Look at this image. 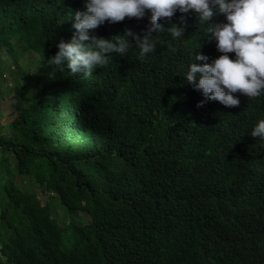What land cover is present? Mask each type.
I'll list each match as a JSON object with an SVG mask.
<instances>
[{"label": "clouds", "instance_id": "1", "mask_svg": "<svg viewBox=\"0 0 264 264\" xmlns=\"http://www.w3.org/2000/svg\"><path fill=\"white\" fill-rule=\"evenodd\" d=\"M51 1L0 0L1 66L9 61V52L15 51L23 67L5 68V87L11 88V71L31 73L41 60V54L34 50L40 45L31 42L33 48L26 53L30 42L23 45L24 37L18 31L31 21L42 25L48 14L38 2ZM73 1L77 10L72 14L71 29L59 36L53 47L57 49L47 59L49 78L65 75L67 85L57 94L46 93L40 98L51 114L57 110L76 116L70 122L75 130L62 131L64 137L69 136L64 141L71 143L90 130L94 137H86L92 143L89 147L104 145L115 159L114 166L122 165L116 156L118 151L131 148L132 141L126 134H133L130 119L122 109L152 110L155 122L169 128L175 143H187L190 152H197L198 170L183 177L189 181L178 187L172 158L148 156L143 159L144 168L153 173L163 201L151 214L153 222L137 229L134 238L124 235L114 239V223L81 212L76 213L77 218H85V224L92 225L85 230L83 240L73 236L72 228L60 232L70 215L56 206L52 216L48 215L52 230L16 248L0 242V264H162L159 259L166 256L158 255L155 247L170 235L174 209L193 220L226 213L241 227L243 218L238 209L244 202L253 207L264 205V165L236 163L238 159L232 162L222 146L207 141L210 138L201 139L198 145H193L191 138L196 128L208 134L219 130L223 138L213 140L218 143L225 139L231 144L230 137L225 136L233 126L231 106L241 103L236 93L252 98L264 94V0ZM12 6L14 9H10ZM186 16L193 17V24ZM21 31L26 37L27 33ZM159 37L170 40L158 44L157 55L149 63L146 57L156 50ZM44 83L45 79H38L37 86ZM10 94L4 97L8 99ZM118 101L121 104H116ZM5 104L11 108L7 101ZM253 127L251 138L264 146V118ZM202 155L209 159L204 160ZM164 169L173 178H167ZM193 180L204 182L207 189L198 219L187 206V202L196 200L188 192ZM211 188L217 190V197L211 195ZM124 195L126 209H122L135 214L142 198L133 193ZM52 220L61 228L55 229ZM246 226L262 227L255 223ZM85 236L88 243L84 246L91 250L100 246V257L78 256ZM176 242L179 256L185 250L179 234ZM216 243L209 245L214 256L204 260L202 254H196L191 263L189 258L185 264H225L228 254L221 245L215 250Z\"/></svg>", "mask_w": 264, "mask_h": 264}, {"label": "trees", "instance_id": "2", "mask_svg": "<svg viewBox=\"0 0 264 264\" xmlns=\"http://www.w3.org/2000/svg\"><path fill=\"white\" fill-rule=\"evenodd\" d=\"M38 4L47 12V19L42 25L39 21L23 24L18 32L25 38H21L23 45L30 42L24 49L26 53L33 48L31 42L40 45V49L34 50L41 54V60H37L38 64L31 73L11 71V88L5 87V73L10 69L23 68L19 53L9 52V61L2 66L0 63V242L9 248H16L52 230L48 215L56 206L70 215V221L62 226H57L56 221L52 220L55 229L63 227L59 229L60 232L72 228L73 236L83 240L85 230L92 225L85 224V218H77L76 213L81 212L93 218L102 216L103 220L114 223L117 228L114 239L124 235L134 238L137 229L153 222L151 214L159 202L163 201L159 184L152 177L153 173L144 168L143 159L155 154L170 156L173 171L179 176L175 184L181 187L189 181V178L183 177L198 170L197 152H190L187 143H175L169 128L155 122L152 110L138 112L131 107L122 109L130 119L129 124L133 126V134H126L132 141L131 148L118 151L120 156H116L122 165L114 166L115 159L110 157L111 152L108 148L104 149V145L90 148L92 143L87 138L94 137V132L90 130L87 135L79 134L71 143L65 142L63 138L69 136L64 137L62 131H66V128L68 133L75 130L70 122L76 116L72 113L64 115L57 110L51 114L50 107L40 102V98L46 93L57 94L67 85L65 75L58 73L55 79L49 78L47 59L53 49H57L53 47L59 36L71 29L72 14L77 8L73 0H53ZM186 17L193 24V17ZM59 21L64 22L60 24ZM21 29L27 33L26 37ZM168 40V37L156 39V50L146 57L149 63L157 55L158 44ZM42 78L45 79L44 85L37 86L38 79ZM7 94H10L8 99L4 97ZM236 95L241 103L231 106V112L234 113L233 126L225 136L230 137L231 144L225 139L218 143L213 140L223 138L219 130L208 134L200 128L193 131L191 143L198 145L201 139L210 138L207 141L222 146L232 162L238 159L236 163L264 165V146L251 138L253 126L264 118V94L256 98L240 92ZM106 98L109 99L108 94ZM6 101L11 106L8 113L2 111V104ZM202 157L206 161L209 159L204 155ZM164 174L169 179L173 178L168 169H164ZM188 192L196 200L187 202V206L198 219L202 215L201 206L207 195L206 185L202 181L193 180ZM127 193L142 198L135 214H128L122 209H126L123 199ZM210 193L213 197L218 196L214 188L210 189ZM238 210L243 218L241 227L226 213L193 220L184 211L174 209L171 233L155 247L158 255L166 256L159 261L162 264H175L178 260L179 264H185L191 258V263L196 254H202L203 259L208 260L214 256L209 245L217 242L215 250L221 245L228 254L224 259L225 264H264V205L253 207L244 202ZM251 223L262 227L250 229L246 225ZM178 234L185 246L179 256L176 242ZM80 243L83 249L78 256L85 258L102 255L100 246L94 250L84 246L88 243L86 236L85 243ZM121 246L123 243H120Z\"/></svg>", "mask_w": 264, "mask_h": 264}, {"label": "rangeland", "instance_id": "3", "mask_svg": "<svg viewBox=\"0 0 264 264\" xmlns=\"http://www.w3.org/2000/svg\"><path fill=\"white\" fill-rule=\"evenodd\" d=\"M5 96H6V95H5ZM10 109H11V108H9V106L6 105V104H4V106H3V108H2V110H3L5 113H7Z\"/></svg>", "mask_w": 264, "mask_h": 264}]
</instances>
